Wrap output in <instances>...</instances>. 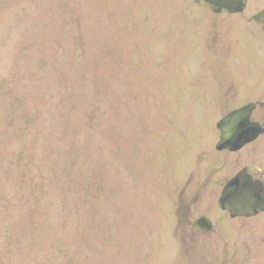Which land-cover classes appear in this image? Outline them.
<instances>
[{
  "label": "rangeland",
  "instance_id": "rangeland-1",
  "mask_svg": "<svg viewBox=\"0 0 264 264\" xmlns=\"http://www.w3.org/2000/svg\"><path fill=\"white\" fill-rule=\"evenodd\" d=\"M263 8L0 0V264H205L172 232L175 198L218 119L250 101L264 117ZM221 161L214 178L237 169ZM238 221L217 245L264 264V212Z\"/></svg>",
  "mask_w": 264,
  "mask_h": 264
},
{
  "label": "flooded vegetation",
  "instance_id": "flooded-vegetation-1",
  "mask_svg": "<svg viewBox=\"0 0 264 264\" xmlns=\"http://www.w3.org/2000/svg\"><path fill=\"white\" fill-rule=\"evenodd\" d=\"M243 80H245L244 77ZM254 102L256 107L252 112L251 120L264 127V117H256L255 115L256 109L258 106H262L263 103L260 101ZM261 136L259 135L255 140L237 151L215 150L214 156L212 158L207 157L206 160L204 157L199 156L195 162V169L193 168L185 176L183 182L178 185L179 189L175 200L181 205L183 215H177L173 218L172 232L183 244L187 245V252L197 250L203 259L206 256L205 264H238L237 241L226 243L221 249L216 241L229 237L236 239L239 230L242 229V225H240L242 222L238 220L252 217H231L226 211L214 206L213 196L206 203L201 202L200 196L205 191H219L220 193L226 181L242 169H245L253 180H257L264 185V158L261 157V155H264V146L253 147L251 151L247 150ZM245 149L247 150V152L245 151L247 159L241 154V151ZM219 161L221 163L218 166L221 169L226 166L238 165L237 169L224 178H214V170ZM204 163L205 166L201 170L197 169ZM208 170L213 173L208 174ZM211 206H214L215 212L220 213L219 216H213L209 212ZM194 255H197L196 252H194Z\"/></svg>",
  "mask_w": 264,
  "mask_h": 264
},
{
  "label": "water",
  "instance_id": "water-1",
  "mask_svg": "<svg viewBox=\"0 0 264 264\" xmlns=\"http://www.w3.org/2000/svg\"><path fill=\"white\" fill-rule=\"evenodd\" d=\"M192 3L206 7L214 13L241 12L247 0H191ZM253 20L264 29V9L253 15ZM254 109L253 103L245 104L225 114L216 123L220 131L216 149L235 151L254 140L264 132L257 122L250 120ZM218 205L227 210L231 216H253L264 211V185L253 180L245 169L230 178L218 199Z\"/></svg>",
  "mask_w": 264,
  "mask_h": 264
}]
</instances>
